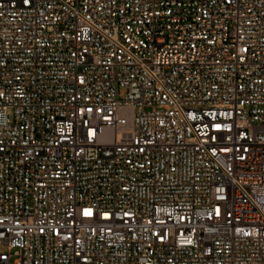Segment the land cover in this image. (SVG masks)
Masks as SVG:
<instances>
[{"label": "built area", "instance_id": "built-area-1", "mask_svg": "<svg viewBox=\"0 0 264 264\" xmlns=\"http://www.w3.org/2000/svg\"><path fill=\"white\" fill-rule=\"evenodd\" d=\"M0 264H264V0H0Z\"/></svg>", "mask_w": 264, "mask_h": 264}, {"label": "snow or ice", "instance_id": "snow-or-ice-1", "mask_svg": "<svg viewBox=\"0 0 264 264\" xmlns=\"http://www.w3.org/2000/svg\"><path fill=\"white\" fill-rule=\"evenodd\" d=\"M90 210H85V215H90Z\"/></svg>", "mask_w": 264, "mask_h": 264}]
</instances>
